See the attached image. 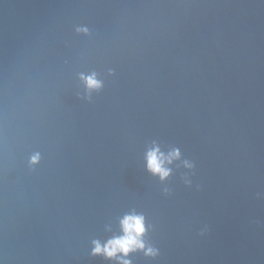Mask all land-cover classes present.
<instances>
[{"label":"water","instance_id":"water-1","mask_svg":"<svg viewBox=\"0 0 264 264\" xmlns=\"http://www.w3.org/2000/svg\"><path fill=\"white\" fill-rule=\"evenodd\" d=\"M0 264H264V0H0Z\"/></svg>","mask_w":264,"mask_h":264},{"label":"clouds","instance_id":"clouds-1","mask_svg":"<svg viewBox=\"0 0 264 264\" xmlns=\"http://www.w3.org/2000/svg\"><path fill=\"white\" fill-rule=\"evenodd\" d=\"M92 83L95 84L96 82L92 81ZM176 155H178V153H176ZM149 161L150 168L153 171L161 172L164 176L168 174L167 170L160 166L161 161L159 160L157 152L150 153ZM143 220L144 218L142 216L126 217L122 221L126 234L123 237L109 241L105 248H101L99 243H97L95 252L99 253L101 251H105L108 256H113L118 251H122L127 254L135 247H143V242L140 240L141 234L145 231Z\"/></svg>","mask_w":264,"mask_h":264}]
</instances>
